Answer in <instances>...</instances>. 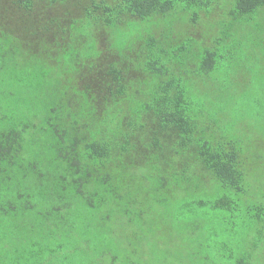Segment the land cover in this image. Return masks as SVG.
<instances>
[{
    "label": "trees",
    "instance_id": "1",
    "mask_svg": "<svg viewBox=\"0 0 264 264\" xmlns=\"http://www.w3.org/2000/svg\"><path fill=\"white\" fill-rule=\"evenodd\" d=\"M263 84L264 0H0V264H264Z\"/></svg>",
    "mask_w": 264,
    "mask_h": 264
},
{
    "label": "rangeland",
    "instance_id": "2",
    "mask_svg": "<svg viewBox=\"0 0 264 264\" xmlns=\"http://www.w3.org/2000/svg\"><path fill=\"white\" fill-rule=\"evenodd\" d=\"M133 35H136V33H133ZM255 87V86H254ZM258 93H262L263 97H264V84L263 86H261L260 88H257L256 90ZM261 94V95H262ZM251 112H253L251 110ZM248 122L250 123V125L248 126L249 128V137H254V138H260V149H259V153L264 156V115L261 116V118L258 119L254 114V117L252 119L249 118ZM248 140V139H246ZM263 176L264 172H260ZM258 188H261V190H264V179L261 180L257 185ZM258 190V189H257ZM262 193H257L256 196H250V198H248L245 202H264V197H261ZM191 237V236H190ZM180 235L178 233V231L176 232V235L171 236L169 238V240L165 241L162 244V247L166 248L168 247L167 250H165L164 252L170 255H174L175 257L171 260V261H165V264H185V261H183L180 257H181V249L180 250ZM183 241V240H182ZM168 245V246H167ZM190 246V245H189ZM188 249H190V247H188ZM185 252V250H184ZM186 253V252H185ZM181 259V260H180Z\"/></svg>",
    "mask_w": 264,
    "mask_h": 264
}]
</instances>
